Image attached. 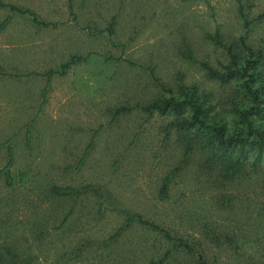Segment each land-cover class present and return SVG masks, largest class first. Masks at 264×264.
Masks as SVG:
<instances>
[{
  "label": "rangeland",
  "instance_id": "obj_1",
  "mask_svg": "<svg viewBox=\"0 0 264 264\" xmlns=\"http://www.w3.org/2000/svg\"><path fill=\"white\" fill-rule=\"evenodd\" d=\"M2 1L56 25L37 26L0 7V21L8 17L0 29V167L4 141L13 153L11 185L0 177V243L15 239L31 264L157 261L169 244L140 225L102 242L123 223L117 209L124 207L184 238L199 237L204 225L232 231L243 247L237 253L245 250L262 262L264 249L253 248L250 239L259 237L264 246V151L257 156L250 146L240 151L205 145L207 134L190 123L188 107L151 114L133 107L114 117L111 109L186 95L205 122L225 135L264 139V92L256 106L242 87L245 74L216 76L241 69L249 59L247 72L256 76L255 84L264 83V0H240L252 20L245 45L237 0H72L75 21L66 0ZM110 19L114 32L108 38L103 30ZM73 55L86 58L56 73ZM48 70L55 72L41 102ZM95 129L81 167L63 170ZM186 143L191 161L175 172L167 197L159 199L161 179L177 165ZM228 167L229 180L218 182L214 173ZM51 183L98 188L104 203L87 195L60 226L69 203L45 192ZM205 252L215 264L240 263L236 253L213 245ZM185 261L174 253L164 264Z\"/></svg>",
  "mask_w": 264,
  "mask_h": 264
},
{
  "label": "trees",
  "instance_id": "obj_2",
  "mask_svg": "<svg viewBox=\"0 0 264 264\" xmlns=\"http://www.w3.org/2000/svg\"><path fill=\"white\" fill-rule=\"evenodd\" d=\"M237 2V13L238 16L241 18L242 27L244 29V34L240 37V41H242V45H245L243 43V39L244 36L247 35V30L252 20L247 19L246 14L244 13L242 5L240 3V0H237ZM66 4L68 12L72 15V20L75 21L76 16L72 12V0H66ZM0 7H5L14 13L28 16L30 21L37 26L54 27L56 25V22H51L39 18L34 11L26 7H21L12 3H5L2 0H0ZM7 20L8 17L0 21V29L6 24ZM113 25L114 20L110 19V21L107 23L106 27L103 30L105 31L108 38H111V36L113 35ZM182 56L186 59H192V55L190 54V52L182 53ZM85 58L86 56H70L67 61L60 65L59 71H56V73H58L59 75L63 74V72L70 65L74 64L78 60H84ZM254 61H257V59H255ZM249 64L250 60L246 59L245 64L241 67V69L238 70L233 68H227V71L225 73L216 74V76H218V78H223L224 80H226L230 78V76H232L234 73H238L240 76L245 74L246 77L242 81V87L245 93L248 95L249 99L257 106L259 102V96L264 92V83H254L256 82V76L253 74V72H247ZM253 66L254 68H256L255 64ZM54 72L55 71L53 70H48L46 73V82L41 89V102H44L45 100V91L47 88L48 79ZM152 79L154 80V82H156L155 78ZM167 91L169 92L170 90L168 89ZM133 107L139 109L140 111L147 112L148 114H151V112L153 111H157L158 113H180V111H182L185 107H188V109L191 111L190 123L197 125V130H205L207 134L206 137L203 139L205 145L210 144L213 147L216 146L224 149L229 147L230 145L238 146V149L240 151H243L245 147L250 146L251 148L257 151V156H259L260 151H264V139L262 138V136L259 135V140L247 141L238 133L225 135L221 127L217 125H211L205 122V120L201 117L202 110L200 109L199 105L195 104L186 95H184L181 99H175L172 95H170L169 97H162L158 100H154L144 105L136 103L134 106L130 107L119 106L111 109V112L114 117L119 113L130 111ZM244 114L250 113H247V111H245ZM244 119L247 124L250 123V121L247 120V117H244ZM96 132L97 129L92 130V135L88 139L86 145L82 148L81 152L74 157V159L71 161V163H69V165L63 166V170L77 171L81 167L85 156L92 147L93 137ZM25 137L28 138V129L26 131ZM2 146L5 149V163L2 167H0V177L3 178L6 185H11L12 174L10 167L13 162V153L8 140L4 141L2 143ZM191 156L192 153L190 144L186 143L184 145L183 153L177 165H175L169 172L163 175L161 179V183L157 189L159 199H164L167 197V192L169 189L168 186L172 176L175 175V172L182 171V169L186 168V166L191 161ZM256 159L259 160V157H256ZM251 162H257V160H253ZM208 164V161H204V163H202V166L208 167ZM204 169L202 171L207 172L206 176H210L211 170L206 171ZM210 169H212V167ZM231 172L232 169L230 167H228L227 170L223 168H218L217 171L214 173V176L216 180H218V182H223L224 180H229ZM99 190L100 189L98 188H93L89 186L76 188L71 185H58L56 183H51V185L48 186L45 192L48 193L52 198L56 199L57 203L61 202L60 200H66L69 203L67 211L64 212L62 216H60L59 225L62 226L68 220V218L71 217L70 215H72V211L75 210V206L82 202L84 198L87 199V195L91 194L92 196H94V198H96L95 202L98 205L103 204L104 201L98 199L99 196H102ZM113 202L116 203V201L114 200ZM219 202L221 203L222 207H226L227 201L225 199H221L220 197ZM117 211L123 216V223L111 235H109L107 239H104L102 242H107L109 238H116L122 231L134 224L140 225L149 230H153L157 232L165 241H167L169 246L164 250L161 257L157 261H153L151 259L148 261V264H164L166 260L170 257V255L172 256L174 253H182V255L185 256L186 261L184 262V264H215L214 262L216 259L213 258L214 261L209 260V258L206 256L205 250L210 245H213L219 249L222 248L224 250H228L233 254L236 253L235 255L240 257V263L238 264H264V256L263 261L261 262L257 261L258 257L253 256L250 252H247L245 250H243L240 254L237 253L238 250H240L241 248L243 249V247L241 241H239V239L237 238V233H234L232 231L224 232L223 230L215 229L212 226L204 225L203 230L198 233L199 237H196L194 235H187L190 238H184L182 236H178L172 233L169 229L144 218L140 214L130 211L129 209L121 207L117 209ZM260 213H263L264 216V206L261 207ZM56 214L57 213L52 214L53 219L57 218ZM37 225L39 226V228H42L43 226L41 222H39ZM41 231L42 229H40V232ZM250 243L253 248L259 247L260 249H264V246L260 245L261 241L259 237H254L253 239H250ZM28 255L26 256V254H23L22 250L20 249L19 243L15 239L11 241L3 239V241L0 243V264H31Z\"/></svg>",
  "mask_w": 264,
  "mask_h": 264
}]
</instances>
